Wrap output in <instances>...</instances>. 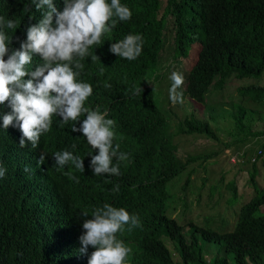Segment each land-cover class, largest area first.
Returning <instances> with one entry per match:
<instances>
[{"label": "trees", "instance_id": "obj_1", "mask_svg": "<svg viewBox=\"0 0 264 264\" xmlns=\"http://www.w3.org/2000/svg\"><path fill=\"white\" fill-rule=\"evenodd\" d=\"M58 10L64 7L63 0H53ZM131 11V19L118 21L117 26L101 37L99 45L89 48L90 55L81 63L84 68L80 79L93 86V98L116 97L123 101L120 131H136L135 137L142 145L140 153L131 158V170L136 173L140 186L153 187L156 226L168 232L174 244L177 258H173L161 243L155 230L149 226L136 232L146 236L142 261L148 264H264V182H256L257 159L262 163L264 148V125L255 128L258 117L256 106L264 104V85L254 81L264 73V0H120ZM110 3V0H109ZM3 17L12 14L17 21L30 10L35 11L31 0H9L2 5ZM10 32L11 30H7ZM128 34H141L142 53L129 61L112 54L110 44ZM167 50L174 70L184 76L179 89L184 96L197 104H205L208 87L222 88L228 76L244 80L236 87L237 101H231L229 123L225 131L228 138L220 139L217 126L207 117L190 110L175 121L170 128V110L162 105L158 82L168 63L162 62ZM97 55L99 59L91 57ZM171 66V67H172ZM172 83L167 79L166 85ZM111 87H105V84ZM155 88L153 90L154 85ZM143 92L136 94L137 88ZM160 97V98H159ZM218 101V100H217ZM252 102L253 105H249ZM215 111V110H214ZM213 111V112H214ZM216 113V112H215ZM214 113V114H215ZM178 133L204 134L220 142L216 149L196 154H187L180 159L175 154ZM256 144L260 149L256 153ZM223 148H229L236 157L228 167L215 166V176L202 188L206 175L199 182L190 174L196 171L193 164H216L222 157ZM256 153L253 161L249 156ZM13 172L17 171L12 166ZM246 171L251 183V194L238 201L239 193L235 175ZM90 176V174H89ZM91 177V176H90ZM16 179L6 173L0 178V262L4 264H58L55 259L57 236L46 229L40 216L44 210V198L39 200L41 188L46 184L45 196L54 198L49 189L51 176L39 171L34 179L35 193H25V185L13 186ZM223 200L232 209L231 228L216 230L210 227L217 215V205ZM237 204L233 207V204ZM204 204L213 214L204 216L196 205ZM180 206L182 214L189 216L186 233L166 214ZM192 218V220L190 219ZM223 224V223H222ZM188 232V233H187ZM212 243L216 254H209L205 244ZM205 248V249H204ZM221 254H218L220 253Z\"/></svg>", "mask_w": 264, "mask_h": 264}, {"label": "clouds", "instance_id": "obj_2", "mask_svg": "<svg viewBox=\"0 0 264 264\" xmlns=\"http://www.w3.org/2000/svg\"><path fill=\"white\" fill-rule=\"evenodd\" d=\"M63 3L60 11L53 0H31L35 11L17 21L3 17L9 0H0V178L7 173L13 186L23 184L31 194L39 171L51 176L54 198L45 196L46 184L38 192L45 202L40 220L57 236L58 264H148L146 236L136 230L149 226L177 258L170 230L156 226V189L140 186L130 169L143 147L136 131H120L123 101L93 98V86L80 79L89 48L132 11L120 0ZM143 43L141 34H128L109 51L132 61ZM169 79L170 101L182 104L183 74L174 70ZM165 212L185 234L189 216L180 206Z\"/></svg>", "mask_w": 264, "mask_h": 264}, {"label": "rangeland", "instance_id": "obj_3", "mask_svg": "<svg viewBox=\"0 0 264 264\" xmlns=\"http://www.w3.org/2000/svg\"><path fill=\"white\" fill-rule=\"evenodd\" d=\"M168 51L165 50L163 56H162V62L168 63V66L166 69L163 70L162 78L158 82V85L160 87V97L162 99V105L166 108H169L170 110H174L175 112H171L169 114L170 117V128L172 129L174 127L175 121L179 119L184 113L189 112L190 110H193L195 114L202 115L203 117H207L210 121V123L214 126H217L216 134L220 139L228 138V134L225 132L228 130V128L232 127L229 125L232 117H229V113H227L229 110L232 109L231 101H228V98L231 97L232 100H236L238 98L236 87L239 85H243L245 83L244 80H239L235 76L231 75L228 76L224 83L222 84V88L220 89H214L211 86L208 87V90L206 91L205 95V101L206 103L201 105L197 104V106L192 102L189 97L184 95L188 101H185L180 104H172V102L169 99V88L170 85H166L167 79H169V76L172 71H174L173 61H169L168 57ZM172 66V67H171ZM254 81L258 82V84L264 85V73ZM159 97V98H160ZM218 100V101H217ZM249 105H253L252 102H249ZM257 109H259V112L257 113L258 117L254 120V127H262L264 125V104L256 106ZM215 110V111H214ZM214 111V112H213ZM216 112V113H215ZM215 113V114H214ZM229 122V123H228ZM173 140L176 141V155L180 159H185L186 155L189 154H196L201 153L204 151H208L210 149H216L217 146L220 144V142L215 141L214 139L207 137L204 134H196V133H178L173 135ZM253 142L250 141L248 144L251 145ZM252 148L258 147L256 144H252ZM221 152L220 158L216 164H206V171L204 172L202 165H196L195 163H191L196 168V171L192 172L190 174V177H193L196 182L200 181V178L202 175H206V180L204 183V187L202 188V199H204L205 194V185L210 182L212 176H215L216 171L215 166H222L228 167L230 165L229 161H232V158L230 160L228 159V156L230 154L229 148H223ZM262 163H260V160L257 159V170L258 173L254 175V178L257 183L261 184L264 182V148L262 151ZM229 160V161H228ZM235 184L237 187V193H239L238 201H244L246 200L249 195L251 194V183H249L247 179L246 171H239L235 175ZM196 205V204H195ZM237 204H233V207H235ZM217 215L221 217L222 223H217L218 220H214L210 224L211 228H214L216 230H228L231 228L232 220L234 219V216L232 215V209H230L228 206L225 205L223 200H220V202L217 205ZM196 210L199 215V212H203L204 216L210 215V212L213 214L215 210L208 209L207 206L204 204L196 205ZM202 215V214H201ZM199 215V218L202 216ZM188 233V232H187ZM207 247V250L209 254L207 255V258L212 257L216 254V248L215 246L207 242L205 244V248ZM204 248V249H205ZM218 254H221L218 253ZM232 262H229L231 264Z\"/></svg>", "mask_w": 264, "mask_h": 264}, {"label": "built area", "instance_id": "obj_4", "mask_svg": "<svg viewBox=\"0 0 264 264\" xmlns=\"http://www.w3.org/2000/svg\"><path fill=\"white\" fill-rule=\"evenodd\" d=\"M250 159H253V156H251Z\"/></svg>", "mask_w": 264, "mask_h": 264}]
</instances>
